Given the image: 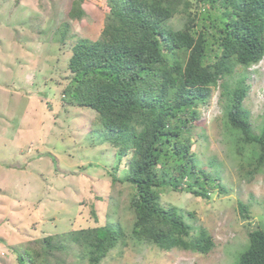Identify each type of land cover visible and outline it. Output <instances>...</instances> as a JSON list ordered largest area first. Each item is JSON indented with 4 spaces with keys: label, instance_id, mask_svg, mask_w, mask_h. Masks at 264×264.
<instances>
[{
    "label": "trees",
    "instance_id": "1",
    "mask_svg": "<svg viewBox=\"0 0 264 264\" xmlns=\"http://www.w3.org/2000/svg\"><path fill=\"white\" fill-rule=\"evenodd\" d=\"M85 4L72 1L56 37L73 43V77L62 100L96 113L115 151L111 182L132 190L125 206L133 215L130 233L117 216L118 200L109 197L104 224L94 218L88 228L37 240V250L15 251L17 263L101 264L128 238L166 252L207 254L212 239L203 230L191 236L195 228L187 213L163 205L161 195L172 191L209 200L214 186L223 191L215 184L218 177L200 168L192 140L198 109L216 87L226 128L264 165V125L253 134L242 103L250 87L245 76L235 77L237 67L245 71L264 56V0H106L103 27L93 39L68 34L69 20L88 17ZM173 19L182 20L180 28L170 25ZM248 240L234 264H264V230H253Z\"/></svg>",
    "mask_w": 264,
    "mask_h": 264
},
{
    "label": "rangeland",
    "instance_id": "2",
    "mask_svg": "<svg viewBox=\"0 0 264 264\" xmlns=\"http://www.w3.org/2000/svg\"><path fill=\"white\" fill-rule=\"evenodd\" d=\"M72 1L0 0V264H18L16 252L37 250L44 237L88 228L94 218L104 224L109 197L118 200L117 216L126 236L130 233L133 215L125 206L132 190L111 182L115 151L96 113L62 100L73 77L68 69L73 43L56 37ZM105 1L86 0L87 20H69L68 34L93 39L103 27ZM181 23L173 19L170 25ZM235 72L250 87L242 103L258 134L264 125V56ZM198 113L200 125L192 130L196 160L205 175L218 177L215 184L223 191L214 186L209 200L167 191L161 203L184 210L195 228L191 236L205 231L213 248L207 254L166 252L128 238L101 264H234L248 247V234L264 230V165L226 128L219 87Z\"/></svg>",
    "mask_w": 264,
    "mask_h": 264
},
{
    "label": "clouds",
    "instance_id": "3",
    "mask_svg": "<svg viewBox=\"0 0 264 264\" xmlns=\"http://www.w3.org/2000/svg\"><path fill=\"white\" fill-rule=\"evenodd\" d=\"M250 68H251V67H250ZM248 69H249V68H248ZM248 69H247V70H248Z\"/></svg>",
    "mask_w": 264,
    "mask_h": 264
}]
</instances>
